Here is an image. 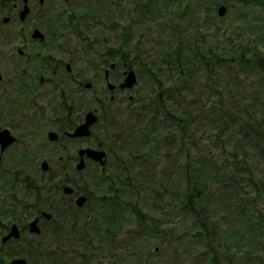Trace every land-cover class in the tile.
Here are the masks:
<instances>
[{"label":"trees","instance_id":"obj_1","mask_svg":"<svg viewBox=\"0 0 264 264\" xmlns=\"http://www.w3.org/2000/svg\"><path fill=\"white\" fill-rule=\"evenodd\" d=\"M255 3L264 8V1ZM146 5L143 2L140 8L145 17L149 16L147 22L154 20L162 35L158 33V37L153 39L140 32L141 39L134 44L124 39L105 54L109 56L117 52L121 57L131 58L137 78L141 76L146 80L144 92L135 86L137 91L128 96L131 98L123 107L125 109L121 108V116L125 115L129 122L128 135L136 143V149L141 151L138 155L143 159L149 157L159 161L165 157L174 162L175 175L168 177L165 174L157 181L158 188L149 178H145L140 186L148 192H153L155 188L168 192L171 184L170 193L175 198L178 194L176 189H180L176 207L179 206L190 218L198 235L206 239L208 251L213 250L210 264H220L217 260L218 247L226 246L224 249L231 251L233 246H237L241 251V245L231 241L230 235H216L220 226L209 204L212 195H215V201L226 202V211L236 214L248 227L247 237L240 235L238 238L246 240L245 249L258 247L264 253V246L261 245L264 213L255 204L264 195V31L254 36L256 41L236 44L234 39L228 38L227 43L228 36L219 40L221 35H225L218 25H214L216 19L209 8L204 9V15L212 22L213 28H202L195 15L197 9H191L190 4H183L181 0H167L163 6L165 19L155 16L153 8L146 9ZM140 8L135 7L134 12L139 13ZM130 27L131 36L133 27ZM147 28L148 31L151 27ZM129 46H133L131 56L123 51ZM93 52L96 53V49ZM112 103L110 97L102 102L100 110L103 116L99 115L100 118L106 116L107 108L111 107L113 111ZM100 122L107 125L104 131L108 135L110 133L111 144L121 139V134L117 132L119 120L114 125L113 119ZM93 136L103 142L94 131ZM194 151L198 156L196 163L192 164ZM181 155L186 158L185 163L179 162ZM140 172L143 174V170ZM131 185H128V190L136 195L135 201H126L124 205L130 208L144 229L158 231L157 217L143 211L145 208L140 202L142 191L137 184L135 188ZM108 186H118V180L112 179ZM116 189L113 190L114 195L111 191L109 196H103L101 202L105 203L104 206L120 200ZM41 191L36 188V200L41 198ZM85 195L89 200L90 194ZM75 209L80 208L68 204L65 209H56L63 218L53 229L58 247L52 248L41 241H26L23 235L15 242L0 240V264H11L15 256L29 258L35 255L41 264H45L44 260L47 264H69L66 250L62 248L65 242L59 241V238L69 240L71 235L78 236L79 240L95 239L98 235L96 241L101 245L115 241L117 232L114 230L120 227L118 217L98 224L89 223L85 216L84 223H80L76 213L69 215L72 210L81 211ZM67 216L75 217L67 222ZM77 227L78 230H75ZM89 244V241L85 244V251L90 254L100 249ZM221 253L226 258L225 251ZM259 254L258 250L256 256ZM230 255L234 256L232 252ZM74 258H80V264H86L81 253Z\"/></svg>","mask_w":264,"mask_h":264},{"label":"rangeland","instance_id":"obj_2","mask_svg":"<svg viewBox=\"0 0 264 264\" xmlns=\"http://www.w3.org/2000/svg\"><path fill=\"white\" fill-rule=\"evenodd\" d=\"M257 1L259 0H181V3H188L190 4L191 9H197L195 15L197 14V22L199 21L202 28L208 26L213 28L212 22H210L208 18H205L204 15V9L209 8L216 19L214 25H218L225 35H221L219 40H225L228 36L227 43H229L228 38H232L236 44L240 41L242 42L241 44H243L249 40L256 41L257 38L253 39L254 36H258L264 31V8L261 5L256 4L255 2ZM261 1L263 2L264 0ZM143 2L144 1L137 2V0H133V5L131 7L132 11H130L129 15L130 23L125 22V29L123 31H116L119 36L124 37L126 31L130 33V26L128 27V30H126V24H130L133 27L131 30L133 44L135 41L141 39L142 35H140V32H145L148 37L153 39L154 37H158V33L159 35H162V31L159 30L158 25L154 20L150 23L147 22L149 16L146 15L145 17V12L140 8V5H142L141 3ZM166 2L167 0H145V3L147 4L146 9L152 7L155 16L159 15L165 19L164 17L166 14L164 13L163 6ZM220 4H225L227 6V12L224 16H219L217 13V7ZM135 7L140 8L139 13L134 12ZM198 16L201 18L198 19ZM118 17L116 19H118ZM112 20H115V18L110 19V22ZM147 26L151 27L148 31ZM99 32L103 33L102 35H98V38L102 41L109 34V31L103 32V30H99ZM235 34H237V36H235ZM84 35L86 37V42L83 46L80 45V47H78L79 44L77 41L80 40L75 38L73 34H69V40L71 42L70 50L74 51V53H70V57H92L93 55H105L106 51L107 53L110 52V49L103 46V43L100 44L98 42L97 45H93L95 43V40L93 39L95 36L94 33L89 34L85 32ZM91 48L96 49L95 54H93ZM123 51L129 53V56H131L133 55V46H129V49H123ZM227 51L229 52V50ZM93 77L92 71H90V73L89 71L86 72L85 81L92 82L94 87L88 88L87 86V88H85V106L86 109H95L98 107L100 110V103L97 99L99 93L98 95H96V93L98 92L97 89L99 86L104 87V85H106L103 69L101 72V81H97L98 76L95 77V80H93ZM145 81L146 80L141 76L137 78L135 86L142 89L141 92H144L143 88H146L147 86ZM135 91H137L136 88H133L132 90L129 89L127 95L120 94L119 92L114 93V95L116 94V99L113 100L112 103L113 111L110 110L111 107L107 108L105 113L107 117L98 118V120L106 119L107 121L108 119H113V125L119 120V130L117 132L121 134L120 140L117 139L116 142L111 144L110 141L112 139H109L110 133L108 135V132L104 131V127L107 125L102 124V122L96 123L92 126L94 132L102 138L103 142H105L103 143L101 141V148L106 151L105 164H100L99 161H97V163L93 162L95 160L92 159H86L87 163L85 166L82 169L77 168L80 172H71V175L68 177H53L48 181H41L40 178L37 177V189L42 190L41 198L38 200H36L37 198L35 197L36 190H25L24 187L19 186V184H17L16 187H7L5 190L0 189V209L4 208L7 211V214L10 213V210H18V205L14 204L16 200L20 201V206L23 210H27L24 206L28 203L44 208L49 207L48 212L52 214V217L47 219L48 221H43L41 232L35 233L30 230H25L22 237H24L26 241H41L46 245H51L52 248L58 247L59 242L57 241L56 236L53 235V229L56 228L55 225L57 222L61 223L63 218L58 215L56 209H65L68 207L69 203L74 206V202L62 199V194L67 193H64V191L62 192L61 190H55L52 187L58 180H60L59 182L66 180L67 184L75 188L76 191H73V193L78 191L83 194H90L89 200L87 197L88 202L86 201L84 206L79 207L80 209H75L81 211L72 210L69 212V215L72 212L76 213V217H78L80 223H84L85 216H87V221L89 223L97 222L98 224H104L105 220L107 221L112 217H118L120 221V227L114 230L117 232V237L112 244L107 243L101 245V243L96 241L99 237L98 235L95 239L89 237L86 240H79L78 236L72 235L69 240L59 238V241L65 242V246L62 248H65L66 250V254L68 255L67 262L69 264H80V258H78L80 253L84 256V262L86 264H210L209 259L212 258L213 250H211L212 252L208 251L206 247V239L203 236L198 235L197 229L193 226L190 218L178 208L179 206L176 207L178 204L177 195L179 196L180 189H176L178 194L175 198L170 193V183V189L168 192L165 191L166 194L156 188L153 192H148L145 188L140 186L142 182L146 181H144L145 178H149L155 187H157V181L159 179L161 180L165 174L168 177L175 175L173 172L175 166H173V161H169L165 157L159 161L156 158H147V156H145L147 159H143L138 155L141 151H139L138 148L136 149V143L131 139V135H128L129 122L125 118V115L121 116V114H123L121 108H123L126 103H128V99L131 98L128 96L131 94V96H133ZM108 98L109 94L105 92L103 95L104 102H106ZM100 112H103L102 109ZM92 140L93 138L90 137L86 143L91 142V144H95ZM197 156V153L194 151L192 164L196 163ZM178 160L182 163L186 162V158L182 155L179 156ZM140 170H143V174ZM112 179L118 180V186H108L109 184L111 185ZM1 183L7 184L6 181ZM129 184H133L131 185L133 188H135V184L139 186L140 191H142L140 202L145 208L143 211H149L157 217L160 226L158 231L152 232L146 230V228L144 229L140 222L135 218L130 208L124 205L126 201L133 203L136 198V195L128 190ZM115 189L117 190V198L120 197V200H116L112 205L104 206L105 203L102 204L101 202L103 196H109L111 191L114 195L113 190ZM77 197L78 196L76 195L75 199ZM211 198L212 200L209 204L214 214L213 217L216 221L218 220L220 226V232L216 233V235L220 237L221 234L222 236L228 234L231 236V241H236L241 245V251H238L239 248L237 246H233L231 251H226V246H224L225 249L218 247V263L264 264L263 251L258 247H253V249L247 250L245 249L247 248L246 240L238 239L240 235L247 237L248 227L241 223L236 214L226 211L224 208V206L227 205L226 202H221L220 200L215 201V195H212ZM255 204L256 207L264 213V195L263 198L258 199ZM22 214L24 215V213ZM67 217L69 219L67 222H70L75 216ZM79 222L77 221V223ZM74 229L78 230V227ZM212 236H214L213 232ZM15 241L16 240H14V242ZM88 241L90 243L89 245H95L96 248H100L96 249L95 253H91L92 255L90 252L85 251V244H88ZM261 245L264 246V238ZM223 250L225 251L226 258L221 255ZM258 250L260 251V254L256 256ZM230 252H232L234 256L230 255ZM75 256L78 259L74 258ZM240 256H242L241 260ZM25 258H27L31 264H41V261L36 255L29 258L25 256ZM239 261H241V263H239ZM43 262L47 264L46 260Z\"/></svg>","mask_w":264,"mask_h":264},{"label":"flooded vegetation","instance_id":"obj_3","mask_svg":"<svg viewBox=\"0 0 264 264\" xmlns=\"http://www.w3.org/2000/svg\"><path fill=\"white\" fill-rule=\"evenodd\" d=\"M132 5L133 0H0L1 190L19 184L32 191L37 188V177L48 181L80 172L79 150L85 146L102 147V142L93 136V127L89 137L70 135L88 111L103 116L98 107L86 109V84L89 83L88 88L94 87L92 82L85 81L86 72L92 71L93 80L98 76L97 81H101L103 69L106 85L97 89L99 105L105 92L111 100L116 98L114 93L127 95L129 89H121L119 84L128 69L133 68L136 76L137 72L131 58L121 57L117 52L109 56L106 51L104 56L70 57L74 51L70 50L69 34L80 40L78 47L86 42L85 32L95 34L94 46L99 42L112 49L124 39L131 42V33L126 31L123 37L116 31H123L125 22L130 21ZM112 18L115 20L110 22ZM126 26L128 30L130 24ZM99 30L109 31L103 41L98 38L103 34ZM109 82L116 87L109 88ZM90 137L95 144L86 143ZM59 181L52 188L63 192L67 181ZM80 194L83 193L62 194V199L75 205V196ZM14 204L18 210H10L8 214L4 208L0 209L1 241L13 223L19 226L22 236L25 230L29 231L32 219L39 217L40 227L43 221H48L42 211H49V207L29 204L23 210L20 201ZM11 240L15 239L7 241Z\"/></svg>","mask_w":264,"mask_h":264},{"label":"water","instance_id":"obj_4","mask_svg":"<svg viewBox=\"0 0 264 264\" xmlns=\"http://www.w3.org/2000/svg\"><path fill=\"white\" fill-rule=\"evenodd\" d=\"M227 12V6L225 4H220L217 7V13L219 16H224ZM106 78H108V70L106 71ZM137 83V76L133 68L127 70L126 75L123 81L119 84L121 89H131ZM89 86V83L86 84ZM109 88L114 89L115 84L109 82ZM99 116L93 110H90L86 113L85 119L82 123H80L73 132L70 133L71 136L75 137H89L92 135V126L98 121ZM80 159L77 163V168L82 169L86 164V159H92L95 161H99L100 164H105L106 162V151L102 148L85 146L79 150ZM46 168V167H45ZM64 193L71 194L74 191V188L66 184L63 186ZM87 201V196L85 194H80L75 199V203L78 207L84 206ZM42 215L47 219L52 217V214L46 210L42 211ZM29 230L31 232L40 233L41 227L39 226V217L32 219L29 222ZM21 237V230L16 223H13L8 230V232L2 237V241L5 242L11 238L19 239ZM11 264H31L27 258L24 256H15L11 259Z\"/></svg>","mask_w":264,"mask_h":264}]
</instances>
